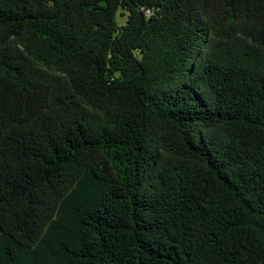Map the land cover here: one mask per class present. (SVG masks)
I'll use <instances>...</instances> for the list:
<instances>
[{
    "label": "trees",
    "instance_id": "trees-1",
    "mask_svg": "<svg viewBox=\"0 0 264 264\" xmlns=\"http://www.w3.org/2000/svg\"><path fill=\"white\" fill-rule=\"evenodd\" d=\"M0 264H264V0H0Z\"/></svg>",
    "mask_w": 264,
    "mask_h": 264
},
{
    "label": "rangeland",
    "instance_id": "rangeland-1",
    "mask_svg": "<svg viewBox=\"0 0 264 264\" xmlns=\"http://www.w3.org/2000/svg\"><path fill=\"white\" fill-rule=\"evenodd\" d=\"M120 21L123 23L124 19H120Z\"/></svg>",
    "mask_w": 264,
    "mask_h": 264
}]
</instances>
